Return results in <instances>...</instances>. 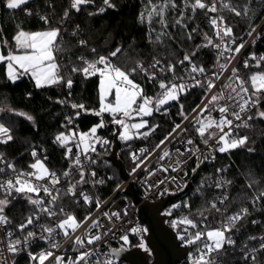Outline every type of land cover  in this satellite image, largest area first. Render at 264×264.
Masks as SVG:
<instances>
[{"label":"snow or ice","instance_id":"obj_1","mask_svg":"<svg viewBox=\"0 0 264 264\" xmlns=\"http://www.w3.org/2000/svg\"><path fill=\"white\" fill-rule=\"evenodd\" d=\"M29 3V0H6L5 7L10 10L21 8L22 5ZM96 0H70L69 8L65 9L63 17L60 23L63 24L66 20L70 19L71 11L80 12L82 7L88 5H95ZM218 0H181L178 5L177 0H146L143 4V10L138 13V21L141 24H147L149 26V36L151 32L155 31L152 28L154 22L159 23L161 26V32L156 36L155 42H162L161 37L167 35L165 31L168 27L167 12L169 9H181L178 17L174 21L173 26H180L187 29L188 25L186 21V12L190 10V16L187 19H193L198 10H203L205 14L218 13L217 7ZM52 7V5H49ZM116 5L112 3V0H102V6L97 8L95 12H89V16L98 15L104 13L107 9H115ZM220 7L228 9L234 15L241 16L242 14L247 16L249 9L244 8L243 13L236 7L232 6L230 2H223L220 0ZM27 15H32L31 11L26 12ZM40 19L45 24H50L51 21L48 16H41ZM209 24L214 30V35L219 43H216L212 37L204 34V41L202 45L197 46V50L200 47H213L217 50V66L218 72H212L209 76L207 70L203 65H198L193 61V57L196 56V50L191 53H185L183 60H178L177 63L184 65L186 62L189 65L185 69L187 78L185 76L176 75V64L169 61L166 65L162 64L161 60L153 57V62L149 65L140 59L129 58L128 65L120 66L112 63L111 58L116 57L118 53L122 51L121 48H116L108 56L99 55L95 60L89 61L85 57L80 56L77 58L79 64L71 63L68 65H61L57 62V53L63 51L62 44L63 40L61 37L60 27H49L45 31L28 32L23 29H18L13 37L14 49L9 47L7 40L0 43V64L5 65L6 76L8 80L15 83L18 79L24 75L30 76L34 81L37 88L51 87L54 85L64 84L67 88L71 89L73 85L72 74H82L85 79L92 76H99V101L100 108L98 111H94V115L102 116L103 113L107 112L112 115L113 123L120 126L122 131L119 133V139L127 141L133 139L134 136L146 137L151 132L155 131L153 126L148 131L141 132V129L148 127L147 121L143 119L145 116H151L153 111H160L161 108L172 101H178L181 94L186 93L192 87H203L206 90L207 103L203 104V107L197 106L194 117L196 125V132L202 138L205 145L209 144L210 140H215V150L224 153L232 149L244 146L247 143L248 137H238L234 135V129L240 127H248L247 121L253 119V115L250 113L253 108H257L264 100V71L253 72L245 80L239 75V70L235 67L231 68V75L226 79L229 83L223 84L217 92L213 93L212 90L217 88L216 80H219L223 76L225 71H228V66L231 61L235 58L234 56H225V53H239L244 47V43H240L235 48L229 47V43L235 44V38H233V29L224 22L222 15H214L209 17ZM79 26L72 32V35H77ZM197 29L193 28L188 32V39H192V33L196 32ZM255 32V28L248 33L249 36ZM225 38H231L225 40ZM80 46L86 47L87 41L84 39L78 40ZM7 48V54H4L3 49ZM93 53L96 50H91ZM221 59L225 60L226 63H221ZM250 59L255 60V65H250L248 60L244 61V67H256L261 66V62H264V56L257 58L252 55ZM172 73L173 79L166 80L161 79L158 81L160 92L150 97L144 94V89L140 84L135 82L134 77L137 75L142 76L149 82L157 80V73ZM197 76H202L204 79H197ZM192 83H188V81ZM109 96L114 97V102H106ZM223 101L224 103H221ZM59 103H65L66 101H58ZM73 109H81L87 111L83 104L72 103ZM4 109H0L3 111ZM9 111H15L9 109ZM167 109H165V112ZM212 111H217L220 115L219 118H215L211 115ZM204 113H208L207 116ZM19 116H24L27 120L33 121L34 118L23 112L16 113ZM80 113L77 112L78 116ZM247 114V115H245ZM181 115L184 119H188L183 113V105H181ZM256 117L264 119V111L257 110L255 113ZM135 117H139L140 121L136 123H128ZM231 117V118H229ZM239 121L240 123H235ZM68 123H72V118H68ZM105 127L103 119L100 123L93 126L88 132H77L69 129L67 132H60L54 138V142L59 144L65 149V158L71 161L67 170L61 175L65 178L67 188L61 190L56 186L61 184L60 176L55 171L50 170L44 160L38 157L37 151L32 150L31 156L34 162L29 165L31 171H17L13 163L6 162L3 159V153H0V163H6L7 168L14 174L12 178L7 180H0V193L4 194V198L0 199V225L9 224L10 221L6 215H4L5 208L11 203L8 197H11L13 192L16 194H22L30 205L33 206L34 211L32 215H29L26 220L17 226L21 233H24L23 240L20 238L13 239L14 233L9 231L7 233V251L10 253H17L21 250L19 247L23 244L25 247L33 239L37 238V233L29 229V226L34 225L38 222L42 216L48 218L62 215L63 218L57 220L53 225L40 224V235L39 239L49 243V250L41 251L39 254L33 255L29 253L30 259L37 262V264H45L46 261H50V264H65V259L61 255H56L53 249L60 248V242L56 239L58 236H62L65 241H71L74 250L80 248H86L87 245H92L94 242L101 240L100 235L93 234L91 229L97 228L99 222L92 220L91 216H86L84 220H78L73 213H67L62 207L57 208V202L63 195L71 196L75 199L78 204L82 198L85 204L92 203V197H90L83 189L77 193V187L87 183L86 167L88 163H95L92 160L89 153L96 152V145H107L108 140L102 139L97 136L98 128ZM181 125H175L172 132L168 133L163 140L160 141L157 148L164 145L169 137L179 129ZM227 129V131H225ZM135 130V131H133ZM13 140V135L9 127H6L3 123H0V144H7ZM192 140H188L187 144H192ZM74 145L76 151H73ZM147 149H140L143 153ZM179 152V149H177ZM189 151H193L189 149ZM198 151V149H196ZM251 151V149H249ZM184 155V153H180ZM195 155V152H193ZM170 153L166 149L163 150V154L160 159L169 157ZM83 157V159H82ZM214 158V157H213ZM199 161V157L197 158ZM207 159V157H204ZM132 160L135 162L138 157L135 153L132 154ZM180 162L177 161V164ZM139 167V164H137ZM199 167V163L197 164ZM167 171V169H164ZM173 168V171H176ZM5 168L0 167V173H3ZM73 171L78 172L79 180L74 183L71 180ZM135 171V169H134ZM196 169H193L195 172ZM223 169H217V172H222ZM91 176H95V172L90 173ZM175 179V178H173ZM44 181V183H41ZM103 183V181H99ZM202 181L201 187L204 186ZM217 189H224L232 184L231 180L223 178L217 179L213 182ZM212 186V185H209ZM246 187L251 190L252 195L250 197V203L253 207L264 201V187L260 186V181L257 180L254 175L249 172L246 175ZM43 192L44 196L40 193ZM247 197V194H244ZM47 198V199H45ZM227 195L217 197L215 200L207 202L205 206L206 211L215 210L220 215V223L218 227L208 228L205 225L203 230H197L194 233H188V228L183 230L184 234H178V238L186 245H194L200 242L196 248V255H190L191 264H216V258L224 250L226 245L230 246L235 244V241L231 238L229 233H232L241 220H244L250 215L247 207H242L238 211L231 214L228 213L227 206L221 208L218 205H225V201H228ZM97 207L100 202L97 200ZM189 205L185 204V207ZM179 207V205H174ZM168 214H171L170 212ZM104 215H108L104 213ZM202 220H207L208 217L204 215V212L199 213ZM112 216L119 218V213H112ZM91 220V224L88 222ZM253 224L257 221L253 220ZM88 224V227L80 234H77L78 230ZM183 224L197 229L198 224L189 217H184L180 220L173 221L172 226L175 228L177 225ZM146 231V229L132 228V233H138ZM125 244L129 242L128 235L121 237ZM250 240H256V237H249ZM2 244V241H0ZM140 248L148 251L143 240L138 245ZM121 249H113V254L118 255ZM3 249L0 248V252ZM264 252V237L260 238L259 247L251 248L245 254V260L249 258L252 264H257L256 253ZM216 254V255H213ZM94 255L92 250H85L79 253L78 256L68 258L67 264H90L89 257ZM0 264H5L4 261H0ZM96 264H100L97 260ZM104 264H113L112 260L104 261Z\"/></svg>","mask_w":264,"mask_h":264},{"label":"trees","instance_id":"obj_2","mask_svg":"<svg viewBox=\"0 0 264 264\" xmlns=\"http://www.w3.org/2000/svg\"><path fill=\"white\" fill-rule=\"evenodd\" d=\"M5 2L6 0H0V43L7 40L9 47H12L13 37L18 29L34 32L49 27H60L63 51L57 53V62L61 65L70 67L71 63L79 64L77 58L80 56L89 61L95 60L99 55L108 56L118 47L122 51L111 60L113 64L120 66L128 65L130 57L142 60L147 66L153 62V57H156L165 65L169 61L175 63L176 74L182 71L186 73L185 69L189 67L187 62L180 65L177 61L183 60L185 53H191L194 50H196V56L193 57V61L198 65H203L207 72L212 63L213 47H200L197 50L198 45L205 43V33L214 40V30L209 24V14L206 15L203 10H198L194 18L190 20L187 16L192 14L190 10L186 12L185 22L188 27L185 29L173 26L181 9H169L166 17L169 27L165 30L168 34L161 37L162 42L154 43L156 36L161 32L159 23L152 24L151 27L155 31L149 36V26L146 23L141 24L137 19L146 0H112V3L116 5L115 9L109 8L102 14L89 16V12H95L102 6V0H96L95 5L84 6L80 12L71 11L70 19L63 24L60 21L65 9L69 8L70 0H29L28 4L15 10L7 9ZM225 2H230L242 13L245 7L250 10L247 16L243 14L236 16L228 9L220 7L224 22L233 29V38L237 42L243 41L263 17L264 0H226ZM180 3L181 0H177V4ZM27 11H31L32 15H27ZM41 16H48L51 23L45 24L40 19ZM77 25L79 30L77 35L73 36L72 32ZM193 28L197 31L192 33V39H188L187 34ZM80 39L87 41L86 47L78 44ZM93 48L96 50L95 53L91 51ZM3 51L6 55L8 49L4 48ZM237 69L247 78L253 73L251 67L245 68L242 61L238 63ZM7 79L5 65L0 64V109H4L0 111V123L9 127L13 135L11 143L0 146L3 159L13 163L17 171L26 170L33 162L32 149L38 145H45L48 150L46 166L61 174L67 169L68 159L64 157L65 150L55 144L54 138L60 132H67L73 124L85 131L98 123L99 117L93 113L98 111L99 77L96 75L85 79L82 74H72L71 89L64 84L37 88L28 75H24L15 83L10 80L6 83ZM134 79L142 85L144 91L149 88L152 90L153 87L148 85L147 79L140 75ZM205 94V88L192 87L186 93L181 94L178 101L170 102L162 108V112L147 118L148 127L141 130L145 132L153 126L157 127L150 135L141 138L137 145H143L147 153L151 152L175 128V125L184 120V116L181 115V105H183L184 115L188 116ZM61 100L66 102L59 103L58 101ZM72 103L83 104L87 111L73 109ZM9 109L15 111H9ZM165 109L167 113L163 112ZM82 111L90 115H83ZM17 112L31 115L34 120L29 121L24 116L17 115ZM77 112L80 113L78 116ZM104 116L108 117V114ZM69 117L72 118L71 124L68 123ZM185 133L199 146L204 144L202 138L196 133V129L194 130L193 123L186 128ZM236 136L248 137L247 143L224 153L217 152L215 164L204 163L192 176L187 193L179 199L180 207H175L170 211L169 221L189 217L198 224L199 229H204L205 225L216 227L219 214L215 210L206 211L205 206L207 202L220 197L221 192L213 182L217 174L223 175L226 180H231L232 184L229 200L225 202V205H221L222 207L220 205L218 207L227 206L229 214L242 207H247L250 212V215L241 220L236 230L232 232V239L235 241L233 244L234 257L241 264H252V261L245 262L241 259L244 248L240 246L250 236H264V201L253 207L250 203L252 192L246 187V175L249 172L260 181V186L264 187V119L253 118L251 127L241 130ZM134 147L135 145L130 140L121 141L119 145L117 156L126 172L132 171L143 159V157L138 158L135 162L132 160L131 152ZM103 159L101 168L105 171V181L98 187V192L104 198L120 185L122 179L112 162L107 157ZM3 164L7 167L6 163ZM217 169L224 171L218 173ZM107 175L111 176L110 180L106 177ZM202 181L205 182L203 187H201ZM75 199L65 198V206L69 213H73L78 220H82L91 212L93 206L85 205L82 200L77 204ZM185 204L189 206L185 207ZM28 210L30 208L26 201L15 200L6 209V214L16 226L32 212L28 213ZM201 211L208 217L206 221L202 220L199 215ZM253 220L257 223L253 224ZM167 225L170 226L168 222ZM182 225L179 224L177 227ZM121 243L129 249L138 245V241L133 238H130L127 244L124 241ZM17 264H25L24 259H20ZM257 264H264V252L257 255Z\"/></svg>","mask_w":264,"mask_h":264},{"label":"built area","instance_id":"obj_3","mask_svg":"<svg viewBox=\"0 0 264 264\" xmlns=\"http://www.w3.org/2000/svg\"><path fill=\"white\" fill-rule=\"evenodd\" d=\"M226 0H223L225 2ZM217 7L219 9L218 13H208L209 17L214 15H221L220 12V0H218ZM255 32L252 33L251 36L247 35L246 38L243 41L237 42L235 44L229 43V47L235 48L236 45L240 43H244V47L241 49L239 53H225V56H234L235 58L231 61V63L228 66V71H225L223 76L219 80H216L217 88L213 89L212 92L215 93L218 91V89L226 83H229L226 78L231 75V68L235 67L237 68L238 63L241 61L244 63V61L247 59L250 65H255L256 61L250 59L252 55H255L257 58L264 56V15L260 19V21L254 26ZM231 38H225V40L230 41ZM214 41L216 43H219V40L216 39L214 35ZM213 59L211 66L207 72V74L210 76L212 72H218L219 68L217 66V55L218 52L215 48ZM221 63H226L225 60L221 59ZM253 67H251L252 69ZM264 70V62H261V66L257 70H253V72H258ZM177 76H185L187 78V73L182 71L181 73L176 74ZM239 75L243 79H247L244 75H242L239 72ZM98 76V75H97ZM99 77V76H98ZM23 77H21L18 80H21ZM161 79L166 80H172L173 74L172 73H157V80L149 82L148 85L152 88H149V90L144 91V94L150 97L156 96L159 92V86L158 81ZM197 79H204L202 76H197ZM8 79L6 83H8ZM136 82V81H135ZM138 83V82H136ZM188 83H192V81H188ZM140 84V83H138ZM142 86V85H141ZM210 94H205V96L202 98L200 103L197 106L203 107L204 103H207L206 96ZM221 103H224L221 101ZM67 106H70V104H67ZM197 106L194 109H197ZM164 107V106H163ZM162 107V108H163ZM162 108L160 111H153L152 115L147 117L150 118L160 112H162ZM257 110L264 111V100L261 101V104L257 108H253L250 113L253 115V118H257L255 113ZM165 112V110H163ZM166 111L165 113H167ZM83 115H90L89 113L82 111ZM208 115V113H204V115ZM245 114V115H247ZM98 116L99 121L97 124L100 123L101 119H103L105 123V127L98 128L97 130V136H99L102 139H106L109 141L107 145H96V152L95 153H89L92 160L95 161V163H88L86 167V176L85 179L87 183L80 185L77 187V193L81 189L85 191L90 197H92V203L91 204H85L82 200V202L85 205L93 206V209L90 213H88L86 216H91L92 220H97L99 222V226L97 228L91 229V232L96 235L101 236V240L94 242L92 245H87L86 248H80L78 250H74L71 241H65L62 236L56 237V239L60 242V248L53 249L56 255H61L65 259V264H67L68 258H75L79 255L80 252L85 250H92L94 252V255L89 257L90 264H96V261L99 260L100 264H104V261L111 259L113 264H127L125 262H119L116 258H114L111 253L110 249L112 247H120L123 246L127 248L125 245L121 243L123 241L121 239L122 236L128 235V238H133L138 241V245L140 244L141 240H143L144 244L146 241L147 236V228L146 224L141 220V218L138 215V205H135L132 203L131 198L126 197L123 192L125 188L128 186L129 183H132L134 188L136 189L138 196L140 197V203L142 202H150V203H157L160 202L163 198H165L167 195L177 194L184 190L187 183L191 181V178L194 174L197 173V171L200 169V167L206 163L209 162L211 164H215L217 152L215 150V140H210L208 145L203 144L202 146H199L197 142L191 138L187 133H185V130L188 126H190L193 122H195L194 117L196 116V112L192 111L187 117L188 119H184L179 125L181 127L179 129H176V131L172 134L171 137H169V140L165 142L164 145H161L160 148L155 147L151 152L147 153L146 151L141 153L140 149H146L143 145H137L138 141L143 138V136L137 137L134 136L133 139H130V141L135 145L131 152V158L132 154L135 153L138 158L143 157V159L139 162V167H135L130 172H127L128 177L126 180H122L119 186L115 190H113L108 196L101 197L98 192V187L104 184V178H105V171L102 170L104 157L108 158L111 155L113 146H114V136L116 134V131L118 130L117 134V140L119 141V144L121 139H119V133H120V126L113 123L112 115L108 114V117L104 116ZM211 115L215 118H219V113L217 111H212ZM231 118V117H229ZM253 120V119H252ZM252 120L247 121L248 127H240L238 129H234V135L236 136L241 130L250 128L252 125ZM128 123H134V120L128 121ZM235 123H240L239 121H234ZM96 124V125H97ZM95 126V125H94ZM93 127V126H92ZM91 127V128H92ZM91 128L82 131L80 130L75 124H73V127L71 130H75L77 132H88ZM135 131V130H133ZM141 132H144L143 130H140ZM227 131V129H225ZM172 132V131H171ZM197 133V132H196ZM168 135V134H167ZM166 135V136H167ZM165 138V137H164ZM163 138V139H164ZM162 139V140H163ZM188 140H192V144H187ZM128 141V140H127ZM11 143V141L9 142ZM7 143V144H9ZM160 143V142H159ZM158 143V144H159ZM7 144H0V146H5ZM57 144V143H55ZM157 144V145H158ZM59 145V144H57ZM60 146V145H59ZM69 146L73 147V151L75 152L76 149L74 145L70 144ZM37 151L38 157L42 160H44V157H47V159L44 161L45 164L48 160V150L45 145H38L35 148H33ZM32 149V150H33ZM64 149V148H63ZM167 150L170 153L169 157H165L164 159H160V157L163 154V150ZM179 149V152L177 151ZM189 149L193 151H189ZM198 149V151H196ZM65 150V149H64ZM32 152V151H31ZM193 152H195V155H193ZM118 153V151H117ZM116 153V156H117ZM180 153H184V155H180ZM32 157V156H31ZM65 157V155H64ZM200 158L199 161L197 158ZM204 157H207V159H204ZM214 157V158H213ZM118 158V156H117ZM33 159V157H32ZM83 159V157H82ZM177 161L180 163L177 164ZM34 162V159H33ZM32 162V163H33ZM101 162V163H100ZM71 161L68 159V165L67 169L70 165ZM199 163V167H197V164ZM0 167L5 168V171L3 173H0V180H7L9 178L13 177V173L10 169H8L3 163H0ZM173 168H176V171H173ZM66 169V170H67ZM164 169H167L165 171ZM193 169H196L195 172H193ZM23 171H31V169H26ZM65 171V170H64ZM63 171V172H64ZM62 172V173H63ZM91 172H95L96 175L93 177L90 175ZM61 173V174H62ZM59 173H57L58 176H60L61 184L57 185V188H61V190H65L67 188V183H65V178ZM109 180L111 179L110 175L106 176ZM79 174L76 171H73L71 180L74 183L76 180H79ZM175 178V179H173ZM224 178L223 175L217 174L215 177V180ZM99 181H103V183H99ZM41 183H44V181H41ZM221 196L227 195L229 197L230 195V185L227 186L224 189H219ZM41 196H44L43 192L40 193ZM72 198L68 195H63L57 202V208L62 207L65 212L69 213L68 209L65 206V198ZM4 198V194L0 193V199ZM8 199L13 202L15 200L20 201H26L30 210L32 211L29 215L33 214L34 208L32 205H30L27 201V199L22 194H16L13 192L11 197H8ZM47 199V198H45ZM100 202L99 207H97L96 201ZM178 200L174 201L175 205H179L180 202ZM226 202V201H225ZM11 204V203H10ZM9 204V205H10ZM7 206V208L9 207ZM221 206V205H220ZM167 207V206H166ZM176 207V208H179ZM222 207V206H221ZM4 215H6L10 221L9 224L6 225H0V241H2V244H0V248L3 249L2 252H0V261H4L5 264H17L20 259H24L25 264H37V262L32 261L30 259L29 253H32L33 255L39 254L41 251L49 250L50 245L48 242L44 240H40L38 237L40 235V224H48L53 225L57 220L62 219V215H58L56 217L48 218L46 216H42L41 219L34 223V225L29 226V229H26L25 231L32 230L37 233V238L33 239L29 242V244L25 247L23 244H21L19 247L21 248L20 251L13 254L7 251V233L9 231L14 233L13 239L20 238L23 240L24 233H21L16 225L14 226V223L12 219L6 214V209ZM166 209V208H165ZM163 209L160 212V215L165 218V224L167 225V221L170 218L171 214L164 213ZM119 213V218L116 216H112V213ZM104 213H107L108 215H104ZM21 222L23 223L26 218ZM85 216V217H86ZM84 217V218H85ZM84 218L82 220H84ZM241 222V221H240ZM239 222V223H240ZM20 223V224H21ZM220 223V215L217 221V226H219ZM238 223V225H239ZM88 224H91V220L88 222ZM88 224L84 225L81 229L78 230L77 234H80L84 231L85 228L88 227ZM237 225V226H238ZM168 226V225H167ZM202 226V223H201ZM171 230L175 233L176 239L178 241V245L186 250V254L184 256L183 261L180 264H191L190 261V255H196V248L199 246L200 242H197V244L194 245H188L186 246L179 238L178 234H184L183 230L187 227L188 233H194L197 230H203V229H192L189 226L182 225L180 227H172ZM208 228H215L211 227L210 225L207 226ZM132 228H140V229H146V231L138 232V233H132ZM236 230V229H235ZM234 230V231H235ZM229 235L232 238V233H229ZM250 237H256V240H250L249 238L246 239V241L240 246V248H244L241 259L245 262H251V259L245 260V254L247 251L251 248H258L259 247V241L261 237H264L263 235H257V236H250ZM136 246L139 247V246ZM135 248V247H134ZM129 249V248H127ZM130 250V249H129ZM234 251L235 247L233 245H226L225 250L216 258V264H241L239 260H237L234 257ZM259 253H256V256ZM148 257L152 258L151 253L145 254ZM216 255V254H213ZM51 261V258H50ZM50 261H46L45 264H50Z\"/></svg>","mask_w":264,"mask_h":264},{"label":"water","instance_id":"obj_4","mask_svg":"<svg viewBox=\"0 0 264 264\" xmlns=\"http://www.w3.org/2000/svg\"><path fill=\"white\" fill-rule=\"evenodd\" d=\"M253 70L258 68L253 67ZM118 130L114 136V146L109 157V160L117 168L122 180H126L128 174L122 164L117 158L116 153L119 149V141L117 140ZM189 182L185 186L184 190L177 194L167 195L160 202L140 203V197L132 183H129L125 188L123 194L131 198L133 204L138 205V215L141 220L146 224L147 236L145 245L152 250L151 260L150 257L141 253L137 249H127L123 246L112 247L110 249L111 255L119 262H125L127 264H180L186 254V250L182 249L178 245L175 233L165 224V218L160 215V212L166 208V206L180 199L184 196L189 189ZM118 255L113 254V249H121Z\"/></svg>","mask_w":264,"mask_h":264},{"label":"rangeland","instance_id":"obj_5","mask_svg":"<svg viewBox=\"0 0 264 264\" xmlns=\"http://www.w3.org/2000/svg\"><path fill=\"white\" fill-rule=\"evenodd\" d=\"M45 30H47V29H44V30H40V31H45ZM34 32H36V31H34ZM14 47H15V45L13 44V46L11 47V48H13L14 49ZM5 71H6V69H5ZM106 102H114V97L113 96H109L108 98H107V101ZM99 108H100V101H99V85H98V110H99ZM103 114H110V113H107V112H105V113H103ZM102 114V115H103ZM205 116H207L206 114H205ZM147 117H149V116H145V117H143V119L144 120H146L147 121ZM134 123H136V122H139L140 121V118L139 117H135L134 119ZM196 127H198V125H196V123L195 122H193V128H194V130L196 129ZM122 131V129L120 128V132ZM175 205V203L174 202H171V203H169L168 205H167V207H166V209L164 210V213H168V212H170L174 207ZM180 219H182V218H179L178 220H180ZM173 221H177V220H171V221H167L168 223H169V225L170 226H172V222ZM173 227V226H172ZM147 247V246H146ZM132 249H137V250H139L141 253H143V254H148V253H151V249H149L148 247H147V249H148V251H145L144 249H142V248H140V247H135V248H132Z\"/></svg>","mask_w":264,"mask_h":264},{"label":"flooded vegetation","instance_id":"obj_6","mask_svg":"<svg viewBox=\"0 0 264 264\" xmlns=\"http://www.w3.org/2000/svg\"><path fill=\"white\" fill-rule=\"evenodd\" d=\"M161 216H162V214H161ZM151 253H152V251H151Z\"/></svg>","mask_w":264,"mask_h":264}]
</instances>
